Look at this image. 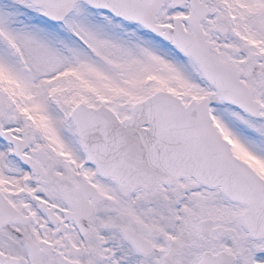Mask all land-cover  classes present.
I'll return each mask as SVG.
<instances>
[{
    "label": "snow or ice",
    "instance_id": "1",
    "mask_svg": "<svg viewBox=\"0 0 264 264\" xmlns=\"http://www.w3.org/2000/svg\"><path fill=\"white\" fill-rule=\"evenodd\" d=\"M0 264H264V0H0Z\"/></svg>",
    "mask_w": 264,
    "mask_h": 264
}]
</instances>
